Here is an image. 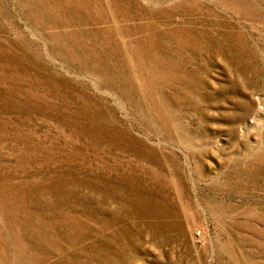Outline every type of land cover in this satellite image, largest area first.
<instances>
[{
    "label": "rangeland",
    "instance_id": "obj_1",
    "mask_svg": "<svg viewBox=\"0 0 264 264\" xmlns=\"http://www.w3.org/2000/svg\"><path fill=\"white\" fill-rule=\"evenodd\" d=\"M0 264H264V0H0Z\"/></svg>",
    "mask_w": 264,
    "mask_h": 264
}]
</instances>
